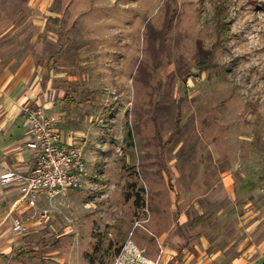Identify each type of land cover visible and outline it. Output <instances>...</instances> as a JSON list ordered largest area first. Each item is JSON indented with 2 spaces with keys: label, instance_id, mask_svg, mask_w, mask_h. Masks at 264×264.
<instances>
[{
  "label": "rangeland",
  "instance_id": "rangeland-1",
  "mask_svg": "<svg viewBox=\"0 0 264 264\" xmlns=\"http://www.w3.org/2000/svg\"><path fill=\"white\" fill-rule=\"evenodd\" d=\"M3 31L89 168L42 196L20 264H175L223 246L247 198L264 236V0H0Z\"/></svg>",
  "mask_w": 264,
  "mask_h": 264
},
{
  "label": "crops",
  "instance_id": "crops-1",
  "mask_svg": "<svg viewBox=\"0 0 264 264\" xmlns=\"http://www.w3.org/2000/svg\"><path fill=\"white\" fill-rule=\"evenodd\" d=\"M19 49L21 44L14 37H7L6 31L0 34V175L9 170L27 172L33 167L34 152L27 146L31 130L23 113L26 103H35L44 107L47 114L58 115L65 141L80 143L82 136L61 125L64 113L57 110V99L62 90L55 86L52 75L47 77L44 65L33 57L18 55ZM230 180L233 178L224 179L227 189ZM40 201L45 204L46 197ZM240 206L239 224L223 246L212 247L214 238L202 236L201 243L190 251L183 250V257L175 264H264V236H259L262 218L255 212L250 198ZM34 214L37 213L28 207L16 187L0 184V264H20L22 239L36 233L31 228L40 223ZM19 218L26 228L17 232L13 226Z\"/></svg>",
  "mask_w": 264,
  "mask_h": 264
},
{
  "label": "built area",
  "instance_id": "built-area-1",
  "mask_svg": "<svg viewBox=\"0 0 264 264\" xmlns=\"http://www.w3.org/2000/svg\"><path fill=\"white\" fill-rule=\"evenodd\" d=\"M23 113L31 130L27 146L34 152L33 167L27 172L9 170L2 173L0 184L16 187L28 207L36 210L43 195L51 202L61 193L83 188L89 174L88 160L78 142L63 139L58 115H49L44 107L32 102L23 106ZM51 213L50 207H43L40 217L48 219ZM25 228L22 218L15 221L14 231Z\"/></svg>",
  "mask_w": 264,
  "mask_h": 264
}]
</instances>
